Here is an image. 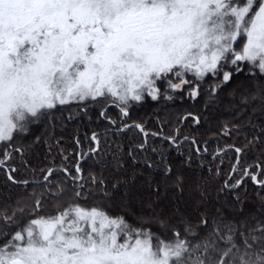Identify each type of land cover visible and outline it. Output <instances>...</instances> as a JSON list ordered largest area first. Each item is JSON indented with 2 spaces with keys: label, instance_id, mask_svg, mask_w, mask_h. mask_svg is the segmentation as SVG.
<instances>
[{
  "label": "snow or ice",
  "instance_id": "obj_1",
  "mask_svg": "<svg viewBox=\"0 0 264 264\" xmlns=\"http://www.w3.org/2000/svg\"><path fill=\"white\" fill-rule=\"evenodd\" d=\"M0 264H264V0H0Z\"/></svg>",
  "mask_w": 264,
  "mask_h": 264
}]
</instances>
